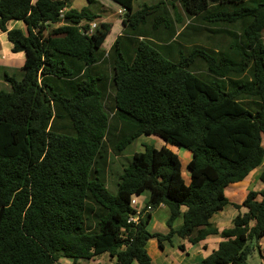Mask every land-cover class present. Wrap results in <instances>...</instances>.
Masks as SVG:
<instances>
[{"label": "trees", "instance_id": "obj_1", "mask_svg": "<svg viewBox=\"0 0 264 264\" xmlns=\"http://www.w3.org/2000/svg\"><path fill=\"white\" fill-rule=\"evenodd\" d=\"M71 1L0 0V30L25 56L22 79L8 77L10 90H0V264L100 254L152 264L148 242L164 250L175 234L192 245L222 237L197 264H248L253 244L261 255L264 191H250L247 212L222 232L210 218L228 204L225 189L264 162V0H177L203 26L193 35L209 40L179 55L170 43L186 28L177 32L167 3L136 11L135 0H112L129 33L107 53L112 24ZM11 21L27 32L9 29ZM161 27H172L170 43H155ZM200 63L208 80L192 69ZM142 136L191 151L189 183L178 154L146 145L111 192L109 152L120 156ZM146 189L138 213L133 199ZM161 206L170 211L167 235L148 230Z\"/></svg>", "mask_w": 264, "mask_h": 264}, {"label": "rangeland", "instance_id": "obj_2", "mask_svg": "<svg viewBox=\"0 0 264 264\" xmlns=\"http://www.w3.org/2000/svg\"><path fill=\"white\" fill-rule=\"evenodd\" d=\"M161 1L168 4V8L170 9L171 15L175 18V20H177V22H176L177 32L182 33V31H184L185 28H186V30H185V32H183L182 37L177 38L176 41H178L180 43L178 45L174 42L170 43L168 41V40H170L169 36L172 34L171 33L172 27H171L170 31L168 29H166L165 27H161L162 29L160 30V32L162 31V33H161L162 37H160L158 39V41H155V43L158 44L159 42H162V43L169 42L170 43L169 50L172 53H177V55H179L180 49L185 54H187V52L189 53V51L191 50V47L194 45L193 42H196L197 44L203 45V44H206V41H209L206 38L207 32H201L200 35H193V32H192L193 30H196L199 27L203 28V26L200 25L201 23L198 20L190 22L189 18H191V16L189 14H186L183 11V8L181 7L180 3L177 0H135V10L137 11L138 8L141 7L143 4L155 5V4L160 3ZM89 2H90L89 0H74L73 4H74V6H76V8H83V7L86 8L89 6L88 5ZM103 2L106 4V5L104 4V6H107L109 8L108 10L113 12V9H111L109 7V5L115 6L114 3H112L110 0H103ZM100 3H101V1H100ZM171 3H174L175 7H173V4H171ZM101 4H103V3H101ZM97 5H100L99 2H97ZM88 8H90V7H88ZM107 13H109V12H107ZM109 14H111V13H109ZM114 18L118 19V17H114ZM114 23H116V21H114ZM120 32H122V35L125 34V28H123V26L120 23L117 25H114L113 29L111 28L110 35L107 37V40H105L106 42L103 44V48L105 45L109 46V43L115 37H117L118 36L117 34H119ZM127 33H129V31H126V34L124 36H126ZM123 40H124L123 41V46H124L128 40L126 38H123ZM2 45L4 48L7 47L5 43H2ZM125 57L127 60L130 59L128 53H125ZM102 68L109 70V67H106V66H104ZM20 69H21L20 64H19V67H15V69L13 71H8V70L5 71L6 69L0 68V75H1V77H4L5 74H7V76H13L12 78H15L17 80H21L23 73ZM192 69L195 70L194 72L196 74H198L200 77H202L205 80H208L209 74L207 73L205 66L203 64H201V63L197 64L196 66L192 67ZM5 84H7L8 86L0 85V90L9 91L10 90L9 83L7 82ZM65 123H66L65 120H59L58 121V125H60V126H62V124H65ZM146 145H153L156 148H160V147L166 145L168 148H170L172 151H174L176 154H178L180 161H181L183 178L186 181V183H189L190 173L188 171V164L192 158L191 151H189L186 148H177L174 146L167 145V143L162 138H159L158 136H142L120 156H115L113 153L109 152L107 186L111 192L115 191L116 184L118 182V176L122 172V170L130 163L133 154L135 152H144ZM256 184H257V182H254V185H256ZM149 194H151L150 190L146 189L141 194V196H139L140 200L142 201V199H145L147 196H149ZM137 198H138V196L134 197V199H133V207L136 210H139L140 205H141V201L138 200ZM152 214L156 218V224H155V227L153 226L154 224L150 227V232L152 231L153 233L167 235L170 231V228L167 225V222L170 218L169 209L166 207L165 208L159 207L158 209L153 211ZM182 224H183V217L181 216L174 223L173 227H174V229H178L182 226ZM179 240L185 241L184 239L180 238L177 234H175L171 237L170 241L169 240L164 241L165 250H163V251L160 250L159 247L152 248V246H151L149 251L153 255L152 264H177V262H179V260H180V258H179L180 257V255H179L180 251L177 249V246L179 244ZM154 241L157 242V240H154ZM157 244H158V242H157ZM252 248H253L252 253L248 257V264H262L263 261L261 259L260 254H259L258 248L254 244H253ZM157 252H158V254H157ZM166 255H169L168 260L165 257ZM193 257H196V256L194 255ZM194 261H196V258H194L193 262ZM189 262L192 263L191 260H189ZM113 263H114V260L110 257V255L100 254V255L95 256L91 259H87V258L74 259V258H70V257H66L64 255H61L55 264H113ZM133 264H138V263L135 262ZM195 264H197V263H195Z\"/></svg>", "mask_w": 264, "mask_h": 264}, {"label": "crops", "instance_id": "obj_3", "mask_svg": "<svg viewBox=\"0 0 264 264\" xmlns=\"http://www.w3.org/2000/svg\"><path fill=\"white\" fill-rule=\"evenodd\" d=\"M100 1L103 4H101ZM100 1L99 0H92V2H89V4H88L89 5L88 7H90V8L92 7V8L91 9L88 7H86V8H88L91 11H94L98 15H100L101 20H102V21L100 20L101 22H109L113 26L117 25L119 23L122 25V20H123V17H124V14L126 11L121 6H119L118 4H116L115 2L110 0L115 5V6L109 5V7L111 9H113V12H111L108 10L109 8L107 6H104L105 3L103 2V0H100ZM97 2H99L100 5H97ZM73 3H74V0H72L70 2V8H75L77 10L84 8V7L83 8H76V6H74ZM134 9H135V6H134ZM65 11H67V9ZM107 12H109L111 14H109ZM114 17H118V19H115ZM114 21H116V23H114ZM96 23H98V21H96ZM113 26L111 27L112 29H113ZM8 28L9 29H14V28L21 29L25 33L27 32V26L23 21H11L8 24ZM123 28H125V27L123 26ZM109 35H110V33L108 34V36ZM117 35H118L117 37H120L122 35V32H120ZM107 37L105 40H107ZM117 37H115L109 43V46L105 45L104 48L102 46V49L108 53L110 51V49L112 48L114 42L117 40ZM2 43H5L7 47L4 48ZM24 59H25L24 52L19 51L17 53H14L13 52V44H11L8 41L6 33H2L0 30V68L6 69L5 71H7V70L13 71L15 69V67H19V64H20V67H21L20 70L23 73L22 68L24 65ZM8 77H13V76H7V74H5L4 77H1V75H0V85L8 86L7 84H5L8 82L7 81ZM263 174H264V162L262 163V165L259 168L250 172V174L246 177V179L244 181H242L240 183H236V184H231L225 189V195L229 200L228 204H226L223 207V209H221L220 211H218L217 213L212 215L210 218V222L212 224H214L219 229L220 232H222L226 228H229L232 225L233 220L235 219L236 216H238L239 214H244L247 212V209L244 206H242V203L244 202V200L246 199V197L250 191H254L257 193L264 191V181L261 180V176ZM254 182H257V184L254 185ZM150 196H151V194H149V196H147L145 199H142V201L140 200V198L138 196L137 199L141 201L140 208H139V210H137L138 213L146 206V204L148 203V201L150 199ZM258 200H261L260 195L258 196ZM163 207L164 206H161L160 208H163ZM155 224H156V218L152 214V220L150 221V224L148 226V230L150 231V227L152 225L155 227ZM221 241H223V239L220 235L210 236L206 240H204V241H202L196 245L189 244L187 240H185V241L179 240V244L177 246V249L180 251L179 252L180 253L179 254L180 260H179V262H177V264L200 263L204 258H206L210 254H212L213 251L218 249V246H219ZM260 245H261V255L260 256L263 257L261 259L263 261L262 264H264V236L260 240ZM151 246H152V248H156V247H158V244L154 240L149 241L147 244V251H148V253L151 256L152 261H153V255L149 251ZM180 246H184V250H181ZM160 250H162V249H160ZM164 250H165V248H164ZM157 254H158V252H157ZM194 255L196 257H193ZM165 257L168 260L169 255H166ZM194 258H196V261L193 262ZM189 260H191L192 263H190Z\"/></svg>", "mask_w": 264, "mask_h": 264}, {"label": "built area", "instance_id": "obj_4", "mask_svg": "<svg viewBox=\"0 0 264 264\" xmlns=\"http://www.w3.org/2000/svg\"><path fill=\"white\" fill-rule=\"evenodd\" d=\"M96 27H97V23H92L91 24V29L88 31V33L91 34Z\"/></svg>", "mask_w": 264, "mask_h": 264}]
</instances>
